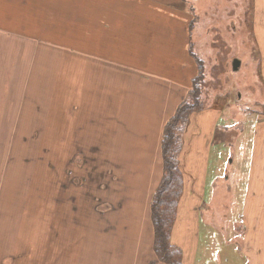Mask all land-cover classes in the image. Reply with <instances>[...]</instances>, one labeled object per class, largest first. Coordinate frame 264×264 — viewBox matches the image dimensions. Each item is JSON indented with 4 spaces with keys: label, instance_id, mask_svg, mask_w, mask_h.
I'll return each mask as SVG.
<instances>
[{
    "label": "rangeland",
    "instance_id": "obj_1",
    "mask_svg": "<svg viewBox=\"0 0 264 264\" xmlns=\"http://www.w3.org/2000/svg\"><path fill=\"white\" fill-rule=\"evenodd\" d=\"M135 1L0 0V264H30L31 260L33 264H97V246L102 248L105 242L106 248L112 232L117 233L119 221L129 212L134 173L124 167H129L133 159L137 162L132 165L139 163L146 142L139 138L142 150L136 156L141 146L137 130H124L120 119V127L118 119L112 124L108 121L114 116V105L119 101L122 109L128 94L141 82L151 80L152 96L158 100L163 98L162 92L158 93L159 84L163 83V91L164 84L172 89L166 76L172 66L174 69V65L183 63L178 58L183 43V39L178 41L180 33L165 50L147 46L114 51L120 58L117 61L122 79L117 80L118 88H110L107 96L101 97L99 107L103 110L104 130H115L117 137L105 131V138L96 142L94 138L102 127L82 131L83 138L77 130L76 138L73 123L66 125L65 101L69 92H77L87 80V89L80 92L83 97L84 91L98 94L91 111L101 114L95 104L101 89L106 88L107 93L108 87L100 81L95 89L91 83L95 75L101 77L107 71L98 74L95 65H90L93 72L89 69L87 78H78L82 63H87L82 58L111 54L112 50L94 48L98 39L93 28L110 22L123 24L130 16L140 17L139 0L138 12L132 13ZM167 1L154 0L153 5L164 7ZM184 3L187 11L195 5L200 13L191 42L205 72L197 132L198 139H211L207 181L210 184L215 179L216 187H208L213 191L211 212L218 214L210 224L218 233L221 226L226 227L227 240L235 243V252L241 251L239 242L246 232L242 203L257 145L256 175L258 184L264 185V65L256 42V31L264 28V0ZM202 9L207 11L203 14ZM172 15H154V28H175L164 17L171 19ZM163 57H168V62L162 67V78L159 70ZM237 63L240 66L235 69ZM129 75L135 79L127 80ZM127 113L126 107L124 120ZM185 136L186 131L182 142ZM161 142L157 152L160 160ZM153 152L152 146L148 155ZM206 210H199L201 225L208 222ZM176 221L177 217L173 230ZM228 234L233 236L229 239ZM152 239L157 259L153 233ZM132 243L129 255L133 256L129 260L126 256L122 264H137L139 260L138 243ZM109 245L112 252L113 239ZM116 250L123 253L122 244ZM216 254L221 256L219 249Z\"/></svg>",
    "mask_w": 264,
    "mask_h": 264
},
{
    "label": "crops",
    "instance_id": "obj_2",
    "mask_svg": "<svg viewBox=\"0 0 264 264\" xmlns=\"http://www.w3.org/2000/svg\"><path fill=\"white\" fill-rule=\"evenodd\" d=\"M137 1H135L132 13L138 12V8H136ZM146 2L148 4L144 5L143 0H139L138 5H140L139 10L141 12L138 18L132 19L130 16V19L123 24L110 22L105 23L103 27L93 28V31L97 33L98 39V44L94 48H97L96 50H112V52L111 54L107 52L106 56L101 54L98 56L97 53V55L91 54L90 58H82L87 63L86 65L82 63L80 68L81 73L78 78H82L83 76L87 78L89 69L92 71V67L89 68L90 65H95L94 72L98 74L106 69L107 74H101V77L95 75V79L91 83L92 88L95 89L100 81H103L108 87L107 93L106 88L101 89L102 93L95 104L101 114L91 111L92 102L98 97V94L94 95L92 93L90 95L84 91L83 97V91L80 92L81 89L84 90L83 88L87 89V80L79 85L80 89L77 92H69L66 95V125L69 126L70 122L73 123L76 138L78 137L77 130H80V135L82 133L81 137L83 138L82 131L89 128L97 130L102 127L103 130L99 132V136L94 138L97 140L96 142H99L98 139L105 138L107 135L105 131L109 133V136L117 137L115 130L112 132H109L107 129L104 130L103 110L99 107L101 97L107 96L110 88H118L117 80L121 78L120 64L117 61L120 58L115 56L114 51L120 49H142L147 46L151 49L165 50L168 43L171 44L173 39L175 41V35L180 33L178 41L183 39V43L178 58L183 60V63L174 65V69L172 66L166 76V79L170 80L172 89L164 84L165 90L163 91L161 90L163 83L159 84L158 93L161 91L163 98L158 100L157 96L156 98L154 94L152 96L153 84L151 87V80H145L139 84L137 90L128 94L122 109L119 101L118 107L115 105L113 107L114 116L108 121L109 124L114 123L117 119L119 124L120 119V124L124 130L136 129L138 139L142 137L146 144H144V150H142L143 141L137 140L141 146L137 149L135 155L138 156L142 150V155L138 159L139 163L132 165L133 162H137L136 159H133L129 167H124V170L126 168L130 170V174L134 173L132 176L133 182L131 181L133 192L128 208L129 212H126V217L119 221L117 233L112 232L106 248L105 242L102 248L99 245L97 246L100 252L97 264H102L103 261H106L108 264H122L126 256L129 260L133 256V253L132 256L129 255V252L133 250L132 242L138 243L139 260L136 261L137 264H150L153 261L154 264H160L154 258L152 251V233L154 235V232L151 224L152 198L159 186L164 170L163 155L160 160L157 158V152L159 151V143L163 138L167 123L175 115L178 106L186 99L188 94L185 95V92H190L193 80L198 74V65L195 61V58H198V56L193 52L192 47L194 45L191 42L192 30L196 28L195 24L198 20L197 14H200L197 10L195 11V5L193 6L194 8H190L191 11H187L184 0H168L165 2V5L162 4L164 7L154 6V0ZM206 11L207 9H202L201 13L204 14ZM132 13L130 11L129 14ZM168 13L173 14L172 18L164 16L165 21H167L168 25L175 26V28H160V25L154 28L153 16L161 15L160 17L162 18L163 14ZM115 14L118 15V13ZM113 16L112 19H116V15ZM161 18L157 21H160ZM180 20H182L181 23ZM142 21L144 22L143 24L140 23ZM263 29L258 28L256 31V42L262 52V65H264V51L262 49L264 47ZM183 35L184 37H182ZM167 62L168 57H163L159 70L162 78L165 74L162 67L164 68ZM115 66L118 67L115 68ZM171 70L173 71L172 75H170ZM146 71L147 68H145ZM128 79L134 80L135 76L129 75ZM126 107L128 113L124 120ZM115 111L117 112L116 116ZM200 115L201 110L191 116L186 136L182 142L180 168L184 176V193L180 201L177 221L172 232V244L183 251L184 264H264V185L258 184L256 175L259 145L255 149L254 158L252 156L249 170L250 182L249 185L247 184V194L242 203V217L246 225V238L244 240V236L243 240L239 242L241 251L236 250L235 252V243L227 240V228L221 226V233H218L210 224V221H214L218 213L211 212L213 191L208 186L210 185L215 188L216 184L214 178L212 182L210 181V184L207 181L209 176L211 139H198L197 126L200 123ZM73 137L71 138L73 139ZM86 137L87 135H85L84 139ZM152 146L154 152L150 156L148 155V150L150 148L152 150ZM119 160L121 161L122 159L120 158ZM261 169L264 173V160L262 161ZM232 192L233 189L231 188L230 193L232 194ZM204 208L210 211L206 213V210L204 214L208 222H204L205 224L201 225L202 219L199 210L202 212ZM226 208L230 209V205L227 204ZM121 211L118 210L117 213L121 214ZM2 228L4 229V226ZM5 230L10 233L13 231L11 229ZM18 231L21 230L18 229ZM22 231H25V228ZM202 231H204L203 238L201 237ZM228 236L230 239L233 235L228 234ZM112 239L114 247L112 246V252H110L109 244ZM201 239H205L203 244ZM120 244L123 246V253L116 250L118 246L120 247ZM10 247L11 245L7 246V248ZM217 249L220 250L221 256L216 254ZM218 258L221 261L220 263H218ZM29 263L33 264L34 262L31 260Z\"/></svg>",
    "mask_w": 264,
    "mask_h": 264
},
{
    "label": "trees",
    "instance_id": "obj_3",
    "mask_svg": "<svg viewBox=\"0 0 264 264\" xmlns=\"http://www.w3.org/2000/svg\"><path fill=\"white\" fill-rule=\"evenodd\" d=\"M195 61L198 74L193 80L192 89L178 106L163 133V177L151 203L154 253L163 264H184L183 251L172 244V231L184 193V178L179 159L182 135L188 128L191 116L201 110L205 83L203 64L197 57Z\"/></svg>",
    "mask_w": 264,
    "mask_h": 264
},
{
    "label": "water",
    "instance_id": "obj_4",
    "mask_svg": "<svg viewBox=\"0 0 264 264\" xmlns=\"http://www.w3.org/2000/svg\"><path fill=\"white\" fill-rule=\"evenodd\" d=\"M239 66H240V63L239 64L237 63L236 66H235L236 67L235 69H237Z\"/></svg>",
    "mask_w": 264,
    "mask_h": 264
}]
</instances>
